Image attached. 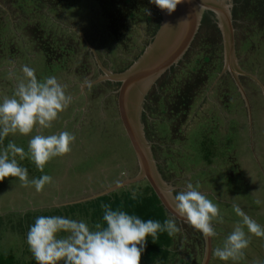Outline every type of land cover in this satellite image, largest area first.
<instances>
[{
  "label": "rangeland",
  "instance_id": "obj_1",
  "mask_svg": "<svg viewBox=\"0 0 264 264\" xmlns=\"http://www.w3.org/2000/svg\"><path fill=\"white\" fill-rule=\"evenodd\" d=\"M130 1L133 8L115 33L93 0H0V102L12 95L24 65L34 68L39 80L55 76L73 99L42 134L68 131L76 137L70 153L53 158L43 173L35 167L28 174L29 179L53 177L43 192L22 187L16 178L0 181V253L10 252L21 262L34 259L27 236L11 231L5 216L63 206L117 184L123 188L131 183L122 181L137 175L138 164L117 115L118 83L107 75L123 72L141 55L161 9L150 0ZM218 1L232 28L240 89L224 67L223 26L214 12L202 10L184 54L145 91L137 128L153 170L173 200L187 183H198V190L219 207L223 223L213 222L217 235L210 238L206 264H264V238L246 227L250 243L242 259L222 261L214 255L241 220L233 204L264 227V0ZM46 46L62 54L57 63L53 58L46 62ZM181 91L188 97L186 104L179 98ZM30 138L10 135L0 148L12 140L27 152ZM204 138L205 144L213 142L207 161L199 151ZM16 159L21 166H35L28 158ZM170 218L181 229L173 236L171 251L176 255L171 264H200L202 234ZM72 219L85 220L77 214Z\"/></svg>",
  "mask_w": 264,
  "mask_h": 264
},
{
  "label": "clouds",
  "instance_id": "obj_2",
  "mask_svg": "<svg viewBox=\"0 0 264 264\" xmlns=\"http://www.w3.org/2000/svg\"><path fill=\"white\" fill-rule=\"evenodd\" d=\"M159 9L173 13L183 0H150ZM22 76L17 80L11 96H4L0 102V145L6 137L31 136L28 149L9 140L0 148V181L16 178L22 187L34 186L37 193L43 192L46 185L54 183L47 174L40 178L29 179L28 169L18 160L28 158L35 167L44 172L46 165L56 157L71 152L76 137L68 131L43 135L51 129L61 113L72 102V96L66 92L67 85L61 84L55 76L39 80L34 68L24 65ZM14 73L8 74L13 79ZM88 88L91 81L86 80ZM40 134L31 135L33 132ZM187 183L184 190L174 196L176 213L205 239L217 235L213 222L223 223L219 207L198 190ZM135 191L132 199H136ZM102 223L93 226L85 220L72 219L62 215H41L35 219L27 232V244L37 264H141L148 237L155 242L158 233L166 232L170 237L181 231L174 219L161 223L157 220H143L137 215L116 209L105 203ZM232 208L241 218L233 231L228 234L222 247L214 255L222 261H238L244 257V250L250 240L245 232L264 238V227L249 217L237 204Z\"/></svg>",
  "mask_w": 264,
  "mask_h": 264
},
{
  "label": "water",
  "instance_id": "obj_3",
  "mask_svg": "<svg viewBox=\"0 0 264 264\" xmlns=\"http://www.w3.org/2000/svg\"><path fill=\"white\" fill-rule=\"evenodd\" d=\"M206 1L183 0L171 14L163 10L154 39L148 43L141 55L123 72L107 75L109 80L118 83L116 88L117 115L138 164L137 175L134 178L122 181L120 184L127 185L128 183L144 179L152 188L168 215L185 224L188 223L175 211L174 200L169 194V188L159 180L153 170L147 145L144 143L137 128L136 115L139 104L148 87L174 65L188 48L196 31L202 10H210L219 18L221 17L220 9L223 10L222 6L224 7L221 1ZM222 31L223 39L226 42L224 67L229 68L230 72H232L233 80L240 89L234 75V73L239 72L233 64L232 28L228 16L224 20ZM119 186V184L114 185L102 192L75 202L95 198L114 191ZM71 203L74 202L69 204ZM203 240L204 255L200 264H206L209 255L210 238L205 239L203 236Z\"/></svg>",
  "mask_w": 264,
  "mask_h": 264
},
{
  "label": "trees",
  "instance_id": "obj_4",
  "mask_svg": "<svg viewBox=\"0 0 264 264\" xmlns=\"http://www.w3.org/2000/svg\"><path fill=\"white\" fill-rule=\"evenodd\" d=\"M98 6L99 11L105 17L107 21V26L110 31L115 33L119 32V28L122 27L124 14L132 10L133 5L130 0H93ZM163 10H161L162 12ZM211 13L208 11H204ZM161 16L158 18L157 26L149 40V43L154 39L155 33L158 29ZM118 35V34H115ZM49 48L43 47V54L46 58V62L53 58L54 62H58L62 54L49 52ZM52 54V55H51ZM51 55V57H49ZM52 61V60H51ZM173 66V65H172ZM183 90V89H182ZM181 96L179 98L182 100V104H186L187 95L181 91ZM206 138L199 142L200 155L204 160H208L212 155V145L205 144ZM34 164V163H33ZM25 167V166H22ZM28 169V174L32 172V168L35 166L26 167ZM133 191L136 192L137 198L132 199ZM109 204L113 210L120 209L126 211L129 214L137 215L143 220H157L163 223L164 220L169 219L171 216L168 215L166 210L162 207L157 198L156 194L149 186V184L144 180L143 182H134L126 187L116 189L114 191L108 192L106 194L97 196L95 198L74 202L71 204H66L59 207H53L51 209L41 210V211H25L21 215L15 217L4 218L7 220L5 225L13 232H16L22 236H27V232L30 226L35 222V219L41 215H62L69 218H73L76 214L77 216H82L85 221L93 226L97 222L102 223V217L104 209L103 204ZM4 219L0 217V226ZM199 232V231H198ZM200 233V232H199ZM174 242V237L169 236L166 232L158 233V239L153 242L152 238L149 236L147 240L146 248L141 257V264H171L176 255V251H171V246ZM173 259V260H172ZM0 264H37L35 259H31L26 262H21L16 257L8 253H0Z\"/></svg>",
  "mask_w": 264,
  "mask_h": 264
},
{
  "label": "bare ground",
  "instance_id": "obj_5",
  "mask_svg": "<svg viewBox=\"0 0 264 264\" xmlns=\"http://www.w3.org/2000/svg\"><path fill=\"white\" fill-rule=\"evenodd\" d=\"M202 1H206V0H202ZM207 2V1H206ZM205 3V2H204ZM222 9L223 10H221L220 9V11H221V13H222V15H221V17L219 18L217 15V17H218V19H219V21H220V23H221V25L223 26V24H224V20H225V18L227 17V12H226V9H225V6L223 7L222 6ZM197 41V40H196Z\"/></svg>",
  "mask_w": 264,
  "mask_h": 264
}]
</instances>
